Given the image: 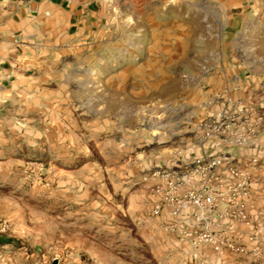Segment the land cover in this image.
Returning <instances> with one entry per match:
<instances>
[{"label": "rangeland", "instance_id": "obj_1", "mask_svg": "<svg viewBox=\"0 0 264 264\" xmlns=\"http://www.w3.org/2000/svg\"><path fill=\"white\" fill-rule=\"evenodd\" d=\"M97 1L94 42L0 58V264H264V106L238 115L221 83L224 53L264 57V10ZM203 155L227 163L208 217L234 244L220 251L194 246L205 221L170 214L205 186Z\"/></svg>", "mask_w": 264, "mask_h": 264}, {"label": "crops", "instance_id": "obj_2", "mask_svg": "<svg viewBox=\"0 0 264 264\" xmlns=\"http://www.w3.org/2000/svg\"><path fill=\"white\" fill-rule=\"evenodd\" d=\"M233 1H235L232 2L233 8L239 9V0ZM97 2V0H0V58L21 65L20 59L33 60L58 56L64 51H77L83 42H94L93 34L87 36L81 34V25H86L88 22L86 15ZM242 5L248 9L264 10V0H247V3ZM223 59L221 83L224 84L225 90L232 93L239 91L238 99L231 100L237 114L257 115L258 112L253 107L264 106V92L260 99H253V95L255 91H264V57L255 54L243 56L233 50L224 53ZM25 64L24 61L23 65ZM244 91L249 93L246 94ZM243 108L245 111H242ZM262 113L264 116V110ZM203 151L206 154L209 149L205 148Z\"/></svg>", "mask_w": 264, "mask_h": 264}, {"label": "built area", "instance_id": "obj_3", "mask_svg": "<svg viewBox=\"0 0 264 264\" xmlns=\"http://www.w3.org/2000/svg\"><path fill=\"white\" fill-rule=\"evenodd\" d=\"M227 163L221 156H199L195 157L192 163V172L200 176L204 180L205 186H202L198 191H192L185 195H180L173 199L171 216L175 219L186 220L193 218L197 221H205V223L190 229L189 234H193L194 246L202 244L212 246L216 251L222 250L226 246L234 247V244L225 241L223 237L217 235L208 224V217L212 215L221 193L215 183L221 182L219 177L213 178L218 173L219 169ZM232 174H236L235 169H231ZM213 181L214 184L211 183ZM162 211L161 206L154 209V214L159 215ZM197 228V229H196Z\"/></svg>", "mask_w": 264, "mask_h": 264}, {"label": "water", "instance_id": "obj_4", "mask_svg": "<svg viewBox=\"0 0 264 264\" xmlns=\"http://www.w3.org/2000/svg\"><path fill=\"white\" fill-rule=\"evenodd\" d=\"M53 264H59V260L56 259V260L53 262Z\"/></svg>", "mask_w": 264, "mask_h": 264}]
</instances>
